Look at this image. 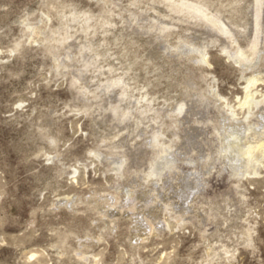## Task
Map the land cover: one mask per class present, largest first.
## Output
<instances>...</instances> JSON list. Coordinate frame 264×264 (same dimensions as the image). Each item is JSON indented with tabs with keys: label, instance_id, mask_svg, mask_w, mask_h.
<instances>
[{
	"label": "rangeland",
	"instance_id": "obj_1",
	"mask_svg": "<svg viewBox=\"0 0 264 264\" xmlns=\"http://www.w3.org/2000/svg\"><path fill=\"white\" fill-rule=\"evenodd\" d=\"M263 94L264 0H0V264H264Z\"/></svg>",
	"mask_w": 264,
	"mask_h": 264
},
{
	"label": "bare ground",
	"instance_id": "obj_2",
	"mask_svg": "<svg viewBox=\"0 0 264 264\" xmlns=\"http://www.w3.org/2000/svg\"><path fill=\"white\" fill-rule=\"evenodd\" d=\"M198 11H200L199 9H198ZM204 13V12H203ZM205 16V15H204ZM238 62V61H237ZM250 84H253L254 83V80H250V82H249ZM249 85V84H248ZM246 96H247V98H250L251 97V93L249 92V86H246ZM248 102H246V101H244L243 102V104H247ZM259 103H264V94L262 95V100L261 101H258V102H256V104H259ZM250 149V148H249Z\"/></svg>",
	"mask_w": 264,
	"mask_h": 264
}]
</instances>
